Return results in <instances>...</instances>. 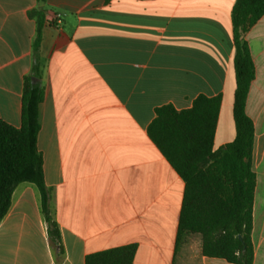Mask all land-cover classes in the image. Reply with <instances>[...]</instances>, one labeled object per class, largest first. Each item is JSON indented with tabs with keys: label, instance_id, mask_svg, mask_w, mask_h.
I'll return each instance as SVG.
<instances>
[{
	"label": "crops",
	"instance_id": "0c3cea01",
	"mask_svg": "<svg viewBox=\"0 0 264 264\" xmlns=\"http://www.w3.org/2000/svg\"><path fill=\"white\" fill-rule=\"evenodd\" d=\"M236 0H47L40 48L38 149L63 253L50 245L38 189L20 184L0 224V264H86L136 244L134 264H231L177 246L185 182L148 134L156 109L223 102L215 149L236 138L232 12ZM37 0H0V120L22 127L34 64ZM57 16L61 24L56 25ZM256 79L254 264H264V16L247 34Z\"/></svg>",
	"mask_w": 264,
	"mask_h": 264
},
{
	"label": "trees",
	"instance_id": "16d2710c",
	"mask_svg": "<svg viewBox=\"0 0 264 264\" xmlns=\"http://www.w3.org/2000/svg\"><path fill=\"white\" fill-rule=\"evenodd\" d=\"M46 1L37 0L39 7L29 12V17L37 22V34L34 64L24 81L22 127L18 129L0 120V224L11 209L16 188L31 183L40 193L50 245L62 254L61 231L38 149L39 110L44 100L40 48L42 31L48 23ZM263 16L264 0H236L232 12L236 138L232 143L215 149L221 95H200L191 108L181 111L171 104L159 107L148 128L151 140L185 182L177 246L188 236L199 235L205 257L231 264H254L255 260V128L246 107L256 66L247 34ZM33 78L39 81L33 82ZM137 250L138 246L131 244L90 254L86 264H134Z\"/></svg>",
	"mask_w": 264,
	"mask_h": 264
},
{
	"label": "built area",
	"instance_id": "2783aa9c",
	"mask_svg": "<svg viewBox=\"0 0 264 264\" xmlns=\"http://www.w3.org/2000/svg\"><path fill=\"white\" fill-rule=\"evenodd\" d=\"M62 20L60 16H57L56 18V25L58 26L59 24H61Z\"/></svg>",
	"mask_w": 264,
	"mask_h": 264
},
{
	"label": "water",
	"instance_id": "95a60500",
	"mask_svg": "<svg viewBox=\"0 0 264 264\" xmlns=\"http://www.w3.org/2000/svg\"><path fill=\"white\" fill-rule=\"evenodd\" d=\"M39 79L38 78H33V82H38Z\"/></svg>",
	"mask_w": 264,
	"mask_h": 264
}]
</instances>
